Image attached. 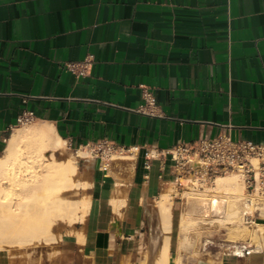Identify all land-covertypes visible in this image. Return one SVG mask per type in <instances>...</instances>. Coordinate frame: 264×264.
<instances>
[{
	"label": "crops",
	"instance_id": "obj_1",
	"mask_svg": "<svg viewBox=\"0 0 264 264\" xmlns=\"http://www.w3.org/2000/svg\"><path fill=\"white\" fill-rule=\"evenodd\" d=\"M25 114L99 150L81 158L90 205L61 264L150 261L167 151L228 126L264 146V0H0V153Z\"/></svg>",
	"mask_w": 264,
	"mask_h": 264
},
{
	"label": "bare ground",
	"instance_id": "obj_2",
	"mask_svg": "<svg viewBox=\"0 0 264 264\" xmlns=\"http://www.w3.org/2000/svg\"><path fill=\"white\" fill-rule=\"evenodd\" d=\"M64 145L52 127L41 123L15 129L6 140L0 156V251L31 242H16L18 237H34L32 245L53 241L50 227L57 219L71 224L85 218L90 205L88 197L75 204L66 203L61 197L78 186L74 180L78 174L77 160L70 158L60 163L53 157L54 153L63 151ZM75 157L85 158L86 152L79 150ZM182 182L186 188L182 193L185 209L180 215L178 230L185 233L178 242L177 256H170L173 197L164 192L156 201L160 230L152 239L149 264H182L180 250L191 242L186 231L193 232L197 245L206 246L210 242L207 238L201 239V231L211 228L224 231L229 256L248 259L250 255H260L261 262L253 264H264V218L246 223L249 221L246 214L253 211L260 210L264 216V199L252 198L247 203L245 186L238 174L219 176L211 187ZM28 195L35 199L31 205L19 204L22 199H13V196L28 198ZM123 203L111 202L118 209Z\"/></svg>",
	"mask_w": 264,
	"mask_h": 264
},
{
	"label": "rangeland",
	"instance_id": "obj_3",
	"mask_svg": "<svg viewBox=\"0 0 264 264\" xmlns=\"http://www.w3.org/2000/svg\"><path fill=\"white\" fill-rule=\"evenodd\" d=\"M40 125L39 123H31L19 126L18 128H29ZM16 128V129H18ZM6 144V143H5ZM4 144V147H5ZM3 147V150H4ZM3 150L0 153V156L3 154ZM86 152V156H88L89 151L84 150ZM46 155H50V153H46ZM53 157L60 163H63L64 161H67L68 159L75 158L77 160V173L74 177V180L76 181L77 187L70 190V192L63 194L61 197L66 201V203H78L81 199H84L87 197V189L89 185L86 183V180L88 179L89 175V168L84 163V159L76 158L75 152L68 151L66 147H63L62 152H57L53 154ZM85 181V182H84ZM182 185H172L168 187L167 190H164L163 192H169L173 199H172V205L174 203V213H173V230L172 233H169V236L172 238V242L170 239L171 247H170V256L172 258H176L177 256V247L178 242L182 238L185 232H180L178 230V222L180 215L185 209V204L182 199V193L186 190L184 183L181 182ZM212 185H207V187H211ZM206 187V186H204ZM67 195V196H66ZM28 198L24 197H15L13 196V199L15 201H19L20 203L24 204H33V201H35L34 197L27 196ZM157 207V205H156ZM254 212V211H253ZM256 212V211H255ZM259 214H255L254 216L257 218H264V216H261L260 210H257ZM171 219H172V206H171ZM82 221H77L75 223L69 224L66 220L62 221L57 219L55 222L51 224L50 227V235L54 239L53 241H42V243H39L38 245H32L33 242H35L34 237L30 238H24V237H18L15 239L16 242H26L27 240H31L30 243H23L21 246L14 245L13 247L7 248V250L0 251L2 255H4L7 258V261L9 264H61L60 256L58 253V242L63 236H68L69 234L73 233L74 229L78 226V224ZM172 223V220H171ZM250 224V223H249ZM113 226V225H112ZM172 226V225H171ZM247 226H251L247 225ZM187 235L190 236V241L188 245L185 246V248L180 250L181 255V261L182 264H224L225 261H232L235 264H247L248 259L247 258H237V257H231L228 254L229 249L227 248L225 243V233L222 229H209V230H202L201 233V239L207 238V240L210 242L206 246H201V243L197 245L193 232L186 231ZM192 234V237H191ZM79 242H80V234L76 235ZM192 239V240H191ZM194 240V241H193ZM190 245V246H189ZM193 247H192V246ZM199 246V247H198ZM197 249V250H196ZM142 261L139 264H149V258L147 254V250L142 254ZM248 258L256 259L255 263H260L262 260V257L260 255L258 257H253V255H250ZM209 262H208V261ZM213 260V261H212ZM197 261V262H196ZM207 261V262H206Z\"/></svg>",
	"mask_w": 264,
	"mask_h": 264
},
{
	"label": "built area",
	"instance_id": "obj_4",
	"mask_svg": "<svg viewBox=\"0 0 264 264\" xmlns=\"http://www.w3.org/2000/svg\"><path fill=\"white\" fill-rule=\"evenodd\" d=\"M74 65L67 64V68L77 76L86 75L88 63L81 64L82 67L78 70L74 68ZM146 96V105L154 107V99L147 92ZM156 115L163 116L162 113ZM33 122L34 118L30 114H25L18 119L19 126ZM230 129L231 127L228 126L226 131H221L214 137H201L170 148L166 156L171 164L175 184L181 186L182 181H188L195 182L199 187H204L213 185L219 176L238 174L245 186L247 203L252 198L264 199V146L245 140H233L230 136ZM102 147L107 156L115 151L112 146L107 144ZM86 149L91 154L99 151L91 146H87ZM255 214H259V212L246 214V218L249 217V221L246 223L251 220L258 221Z\"/></svg>",
	"mask_w": 264,
	"mask_h": 264
}]
</instances>
